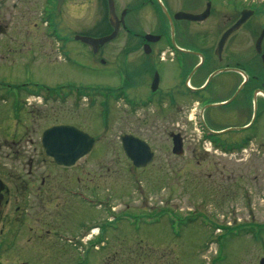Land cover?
<instances>
[{"label": "rangeland", "instance_id": "obj_1", "mask_svg": "<svg viewBox=\"0 0 264 264\" xmlns=\"http://www.w3.org/2000/svg\"><path fill=\"white\" fill-rule=\"evenodd\" d=\"M51 1L0 0V23L7 26L0 37V144L5 131L19 132L8 116L20 97L30 102L21 118L27 125L22 135L33 141L46 126L63 122L87 132L95 143L75 169L63 172L49 163L34 169V190L42 177L47 189L42 200L33 197L42 201L33 209L34 229L38 216L49 231L56 226L78 230V223L90 228L83 242L103 229L101 249L80 252L76 264H259L264 256V229L259 231L264 228L263 154L246 149L244 155L228 156L206 143L207 158H192L188 115L168 116L165 106L158 115L152 102L133 108L122 99H108L105 117L99 95L93 101L72 95L43 102L25 95L35 85L114 89L121 84L120 64L98 62L89 45L74 38L90 35L89 0H63L59 9ZM241 4L264 10V0ZM46 24L60 29L59 36H45ZM172 131L183 135L181 156L171 152ZM124 134L151 147L154 158L147 167L135 168L126 157L120 143ZM75 187L86 191L87 201L67 192ZM57 217L62 221L56 224Z\"/></svg>", "mask_w": 264, "mask_h": 264}, {"label": "flooded vegetation", "instance_id": "obj_2", "mask_svg": "<svg viewBox=\"0 0 264 264\" xmlns=\"http://www.w3.org/2000/svg\"><path fill=\"white\" fill-rule=\"evenodd\" d=\"M111 2L113 13L110 0H89L87 36L100 39L116 31L113 39L89 47L98 62L120 64L123 95L118 99L133 108L152 102L158 115L163 106L168 116L176 111L187 114L188 155L192 158H207L210 148L206 143L228 156L241 155L246 149L264 155V23L256 18H264V10L252 4L243 6L241 0ZM51 3L57 7L56 0ZM243 11L251 13L233 28ZM188 14L201 18L188 19ZM0 25L4 28L1 37L7 26ZM45 27V36L60 32L53 24ZM13 38L16 40L15 34ZM155 75V90L151 91ZM25 95L37 102L46 100L42 93L28 91ZM11 105L12 117H8L19 132L5 131L0 144V158L7 159L0 161V264H76L80 252L101 249L97 246L104 245L107 234L100 229L98 235L83 242L90 228L83 230L78 223V230L63 231L56 226L49 231L39 216L34 229L33 209L42 202L34 198L42 200L47 195L43 177L34 190L38 181L34 169L39 163L63 172L76 166L61 168L45 156L40 143L44 129L33 141L22 135L27 125L21 124V118L30 102L24 103L20 97ZM172 133H179L183 140L180 132L172 131L168 135L171 143ZM67 192L82 202L88 199L79 188ZM58 220L55 218L56 224Z\"/></svg>", "mask_w": 264, "mask_h": 264}, {"label": "water", "instance_id": "obj_3", "mask_svg": "<svg viewBox=\"0 0 264 264\" xmlns=\"http://www.w3.org/2000/svg\"><path fill=\"white\" fill-rule=\"evenodd\" d=\"M63 0H57V7L60 6ZM110 10L113 13V6L110 0ZM251 12L243 11L241 18L233 25L236 26L243 24ZM203 16V15H202ZM200 16L188 14V19H200ZM4 32V28L0 25V34ZM116 35L114 30L107 37L100 39H93L88 36L76 35L74 38L86 43L95 48L97 44L111 40ZM259 42V40H258ZM258 46V43H257ZM259 47V46H258ZM257 50H259L257 48ZM264 59V56H263ZM157 81L156 75L154 76L151 84V90H155V83ZM172 153L181 156L184 153L183 140L179 133H172ZM40 143L43 152L53 164L61 168H73L80 160L89 155L94 147L93 137L80 130L79 128L66 124L57 123L48 126L43 130L40 137ZM120 143L126 157L131 161L132 165L136 168H143L148 166L154 158V152L151 147L143 140L131 134H124L120 136ZM259 264H264V257L259 260Z\"/></svg>", "mask_w": 264, "mask_h": 264}, {"label": "trees", "instance_id": "obj_4", "mask_svg": "<svg viewBox=\"0 0 264 264\" xmlns=\"http://www.w3.org/2000/svg\"><path fill=\"white\" fill-rule=\"evenodd\" d=\"M25 87L20 86L18 89H24ZM26 91H31L33 93L36 94H40L42 93L44 95V98L46 100H50V99H56V98H60V99H65L68 96H72L74 95V97L80 98L83 95H88L89 91H95L92 94V98L96 97V96H100L102 97L101 100V106H102V112L105 113V117H106V113L108 111V99H118L119 96L123 95V91H121L120 88H107V87H88V86H79V87H75L72 85H66V86H59V87H46L44 85H35V87L32 90L26 89ZM94 99H92L93 101ZM93 104V103H92ZM106 120V118H105ZM246 229V228H245ZM261 230V228H259ZM232 230V229H231ZM238 231V229H237Z\"/></svg>", "mask_w": 264, "mask_h": 264}]
</instances>
